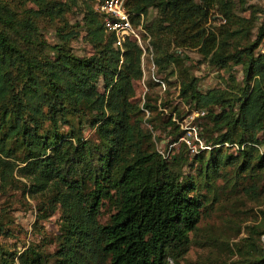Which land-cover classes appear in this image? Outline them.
Wrapping results in <instances>:
<instances>
[{
    "label": "trees",
    "instance_id": "trees-1",
    "mask_svg": "<svg viewBox=\"0 0 264 264\" xmlns=\"http://www.w3.org/2000/svg\"><path fill=\"white\" fill-rule=\"evenodd\" d=\"M26 1L38 8L23 5L18 9L0 0V184L10 183L14 168L3 156L24 151V164L18 170L32 178L33 192L51 190L54 205L64 206L55 264L178 260L189 248V233L197 228L203 206L200 197L191 193L197 186L185 178L182 164L194 165L206 181L230 156L221 148L235 144L242 169L264 166V51H255L264 39V17L252 40L228 50L231 35L251 31L252 20L259 17L252 9L253 18L249 16L246 25L245 18L235 14L232 0L126 1L134 15L146 13L149 7L157 9L149 28L144 25L162 70L176 59V53L168 49L171 42L177 47H198L209 63L220 68L231 62L243 69L241 81L230 74L225 87L200 90L196 76L181 80L180 96L194 110L205 109L198 118H207L210 125H204L199 134L206 132L209 157L201 150L192 157L178 153L169 158L155 148L143 147L141 118L132 115L141 110L132 101L134 79L142 75L137 43L125 39L123 51L116 48L112 33L104 30L92 8L83 19L94 51L78 55L70 44L78 30L67 21L57 27L54 43L42 35L37 22V13L64 19L68 4L76 0L21 2ZM212 9L220 12L225 23L236 22L239 27H224V35L217 39L207 30ZM99 77L106 90L102 104L94 95ZM175 115L168 117L178 127ZM83 116L96 125L95 140L83 136ZM62 123L67 131L59 135ZM179 133L173 141L180 138ZM257 148L260 153L250 164L248 151ZM105 202L114 209L101 222L98 215ZM15 257L18 264H50L39 249L28 246L17 255L0 245V264H17ZM235 264H264L262 244L258 256Z\"/></svg>",
    "mask_w": 264,
    "mask_h": 264
},
{
    "label": "rangeland",
    "instance_id": "rangeland-1",
    "mask_svg": "<svg viewBox=\"0 0 264 264\" xmlns=\"http://www.w3.org/2000/svg\"><path fill=\"white\" fill-rule=\"evenodd\" d=\"M8 1L18 9L23 5L33 9L38 8L31 1H26L24 4L21 2L23 0ZM232 2L235 14L240 18L244 17L246 25H249L246 19L251 16V9L253 14L259 17L252 20L253 27L249 33L242 30L238 34L231 35L230 45L226 47L228 50H233L234 46L244 45L248 39L252 40L260 20L264 17V0H245L244 3H240V0H232ZM64 6L66 8L67 5ZM92 6L90 0H76L74 3H69L64 11V19L49 18L43 13H37V22L42 35L50 43L56 42V29L65 20L69 26L78 30V34L70 40L73 52L82 56L93 53L94 48L87 39L83 19L84 13L91 10ZM156 14V8L147 9L148 28ZM224 27L234 29L239 25L236 22L225 23L220 12L212 9L207 30L213 31L218 39L224 35ZM168 49L176 53V59L171 61L166 69L162 70L158 67L154 51L145 53L141 56L142 75L134 79L135 92L132 101L141 110L136 109L132 115L141 118L140 128L144 133L143 147L155 148L169 158L175 157L178 153L192 157L202 150L207 158L210 145H207L204 139L206 132L203 131L200 135L199 130L210 123L207 118H198L199 115L194 116L191 121L190 117H186L194 109L192 104L180 96L181 80L196 76L197 88L200 90L215 86L225 87L230 83V74L237 82L241 81L242 66L231 62L224 68L212 65L196 46L177 47L171 42ZM255 51H264V39ZM105 91L103 79L99 77L94 83V95L99 104L103 103ZM147 101L150 105L145 107L144 102ZM173 111L179 117L173 116L178 127H175L168 117L175 114ZM193 124L196 125L195 130L189 127ZM82 126L85 138L93 140L97 138L96 125L91 124L89 118L83 116ZM65 131L67 125L60 124L59 135ZM177 133L185 134L189 143L181 138L173 141ZM260 148L262 149L263 145ZM221 152L230 156L217 171L206 178V181L197 170L195 171L194 165L188 162L182 164L185 178H189L197 186L191 193L200 197L203 206L197 228L189 233L188 250L178 260L169 257L168 264H235L239 259H250L260 254L259 234L264 231V166L242 169L240 166L242 157L235 144L223 146ZM257 153H260L258 148L248 151L251 157L250 164L255 160L254 156ZM23 156L24 151L3 156L14 165V168L10 183L0 184V245L17 255L28 246L39 249L43 252L44 258L49 259L50 264H55L59 260L55 251L58 250L60 242L64 206L61 202L54 205L56 200L51 190L33 192L35 186L32 184V178L18 170L24 164ZM113 209L111 203H103L100 206L99 220L105 222ZM15 262L18 264L17 257Z\"/></svg>",
    "mask_w": 264,
    "mask_h": 264
},
{
    "label": "built area",
    "instance_id": "built-area-1",
    "mask_svg": "<svg viewBox=\"0 0 264 264\" xmlns=\"http://www.w3.org/2000/svg\"><path fill=\"white\" fill-rule=\"evenodd\" d=\"M127 0H94L93 8L98 12L104 30L113 35V45L123 51L125 39H132L141 48L142 54L152 53L151 34L145 27L147 21L146 13L140 12L137 15L132 14L126 5ZM142 56V55H141ZM205 109L193 110L186 117L190 121L194 116L202 115ZM192 127L195 130L196 125ZM190 132V130H189ZM196 135V131H194ZM197 137V136H196ZM189 143L185 134L180 137ZM262 248L264 250V233L260 237Z\"/></svg>",
    "mask_w": 264,
    "mask_h": 264
}]
</instances>
